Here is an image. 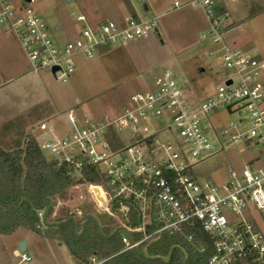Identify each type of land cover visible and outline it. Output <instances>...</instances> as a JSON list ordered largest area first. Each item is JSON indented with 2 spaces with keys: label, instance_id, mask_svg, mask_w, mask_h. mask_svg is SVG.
I'll return each instance as SVG.
<instances>
[{
  "label": "built area",
  "instance_id": "built-area-1",
  "mask_svg": "<svg viewBox=\"0 0 264 264\" xmlns=\"http://www.w3.org/2000/svg\"><path fill=\"white\" fill-rule=\"evenodd\" d=\"M236 1L185 4L201 8L209 22L202 39L209 45L208 58L219 64L224 77L214 97L198 99L188 83L180 85L167 70L152 91L133 94L118 113L70 114L71 126L61 135L53 124L40 125L41 131L51 134L37 140L50 160L77 179L88 166L101 173L104 182L89 184L90 193L101 211L118 216L119 228L126 231L124 251L189 227L213 240L208 264H264V235L253 219L243 215L249 205L264 211V59L227 41V4ZM185 5L176 2L175 8ZM77 20L83 24L81 30L60 46L32 6L0 0V28L6 26L15 35L30 71L50 72L63 83L75 73L77 55L94 59L102 49L148 38L158 27L157 18L133 15L121 23L95 26L84 16ZM55 67L59 69L53 72ZM221 110L237 114L239 124L213 125L211 116ZM228 143L260 150L241 170L230 168L222 184L197 178L203 163ZM229 212L240 215L241 221L233 225ZM39 217L43 219V212ZM31 260L21 255V263Z\"/></svg>",
  "mask_w": 264,
  "mask_h": 264
},
{
  "label": "rangeland",
  "instance_id": "rangeland-1",
  "mask_svg": "<svg viewBox=\"0 0 264 264\" xmlns=\"http://www.w3.org/2000/svg\"><path fill=\"white\" fill-rule=\"evenodd\" d=\"M130 1L134 9H126L122 20L108 15L99 24L121 22L128 15L152 17L157 18V31L126 46H114L94 59L77 55L74 57L76 71L68 83L56 80L50 72L38 77L32 72L25 84L16 85L17 82H13L6 91L0 89V147L7 150L19 148L29 135L35 137L41 112L54 113L57 120L53 126L59 135L69 130L70 114L85 112L97 116L118 113L129 103L133 94L152 91L154 83L167 70L174 72L180 85L188 83L198 99L215 96L224 77L219 64L207 56L209 45L202 36L208 30L209 23L208 28H201L206 20L203 10L191 5L173 10L175 2L183 5L189 0ZM54 4L59 5V9H53ZM146 5L149 6L148 11L145 10ZM30 6L42 13L53 39L60 46L65 45L69 37L64 22L76 23L78 9H74V5H69L66 0H35ZM227 8V26L239 28L227 36V41L235 47L244 46L251 55L264 59V0H238L227 4ZM73 12L76 14L72 15ZM251 13L254 15L250 16ZM56 26L61 28L56 30ZM1 29L0 41L9 46L16 62L28 66L15 35L6 26ZM3 54L1 50L0 56ZM239 120L237 114H229L226 110L210 118L213 125L220 126H227L230 122L239 124ZM40 134L43 135L41 139L51 137L50 133L44 134L43 131ZM259 150L257 146L249 148L244 143H228L220 154L203 163L200 171H208L204 178L210 182L222 184L227 181L230 168L241 170ZM46 157L50 160L48 155ZM243 215L253 219L264 235V211L249 205ZM89 216L111 231L121 225L118 216L112 217L98 208L88 184L76 185L69 190L66 199H58L49 222L69 218L82 222ZM227 216L233 225L241 221V216L232 212ZM32 235L26 229H19L10 236H0V264H78L70 256L66 245ZM25 239L28 249L20 252L19 243ZM22 254L30 256L32 260L21 263Z\"/></svg>",
  "mask_w": 264,
  "mask_h": 264
},
{
  "label": "trees",
  "instance_id": "trees-1",
  "mask_svg": "<svg viewBox=\"0 0 264 264\" xmlns=\"http://www.w3.org/2000/svg\"><path fill=\"white\" fill-rule=\"evenodd\" d=\"M108 50L102 49V53ZM207 174L203 170L195 176ZM104 180L92 166L85 168L80 179L73 177L65 166L59 167L46 157L32 135L22 147H0V236L26 229L66 245L78 264H208L214 253L213 240L200 229L184 227L175 234L165 232L136 249L124 251L125 229L103 228L93 216L82 222L73 218L49 222L55 203L66 199L72 187L100 185Z\"/></svg>",
  "mask_w": 264,
  "mask_h": 264
},
{
  "label": "crops",
  "instance_id": "crops-1",
  "mask_svg": "<svg viewBox=\"0 0 264 264\" xmlns=\"http://www.w3.org/2000/svg\"><path fill=\"white\" fill-rule=\"evenodd\" d=\"M12 1L17 6H25V5H30L31 3H33V2H30V0L29 1L28 0H21V1L12 0ZM33 1H35V0H33ZM189 1L185 2V4H187ZM66 3H68L69 5H74L73 8L78 9L77 10V12H79L78 16L86 17L87 23L92 25V26H95V25L99 24L100 22L104 21L105 20L104 18L108 15L113 16L114 18H117L118 20H122V14L124 13V11L126 9L131 10V11H133V9H134L133 4L130 0H66ZM175 3H174V9L173 10L179 9V8H175ZM185 4H183V5H185ZM52 8L53 9H59V5L54 4V5H52ZM145 10H147V11L149 10L148 5L145 6ZM37 12L39 13V11H37ZM39 14L42 16L41 12ZM75 14H76V12H73L72 15H75ZM164 14H166V13H164ZM208 23L209 22L206 18L205 22L203 24H201V28H208ZM64 26L67 27L66 33H67V36L71 39V38H74L79 33L83 24L81 22H78V20L76 19V23H73L71 21L70 22H64ZM230 26L232 27V24ZM60 28H61L60 26L55 27L56 30H59ZM229 29H230V31L227 34V36L229 34H232L235 31H237L239 28L234 27V28H229ZM2 32H3V30L0 28V37L2 36ZM234 46H236V45H234ZM243 47L244 46H242L241 48H243ZM1 50L4 52V54L0 56V67L3 68V69L0 68V89H1V91H6L13 84V82H17L16 85H18V83L19 84H25L24 82H28V76L30 73H32L29 69V65L27 66V64H26V65L22 66V64H20L19 62H16L14 60V55L11 53V49H9V46L7 44L3 43L2 41H0V51ZM43 73H45V72H43ZM43 73H35V74L38 77L40 75L42 76ZM2 81H3V83H1ZM29 82H31V81H29ZM3 87L5 89H2ZM0 95H2V94H0ZM41 104H43V103H41ZM41 104L39 106H41ZM36 106H38V104ZM84 114L91 115V116L95 115V114H90V113H85V112H79V114H77L75 116L81 117ZM41 115H42V117H40V119H38V121H37V128H36L37 130H36V134H35V138L37 140H39L41 138V136H43L42 134L39 135V133L41 131L40 125L43 123L54 124L57 120L53 112H50V113L41 112ZM44 134H45V132H44ZM33 235L36 236L34 233H33ZM25 241L27 242V249H28L27 239H25ZM50 241H52V240H50ZM60 245H63V244L60 243ZM16 253H17V251H16Z\"/></svg>",
  "mask_w": 264,
  "mask_h": 264
},
{
  "label": "water",
  "instance_id": "water-1",
  "mask_svg": "<svg viewBox=\"0 0 264 264\" xmlns=\"http://www.w3.org/2000/svg\"><path fill=\"white\" fill-rule=\"evenodd\" d=\"M58 69H59L58 67H55L53 69V72L57 71ZM19 250H20V252H25L27 250V242L25 240H23L19 243Z\"/></svg>",
  "mask_w": 264,
  "mask_h": 264
},
{
  "label": "bare ground",
  "instance_id": "bare-ground-1",
  "mask_svg": "<svg viewBox=\"0 0 264 264\" xmlns=\"http://www.w3.org/2000/svg\"><path fill=\"white\" fill-rule=\"evenodd\" d=\"M99 193H102L100 189H99Z\"/></svg>",
  "mask_w": 264,
  "mask_h": 264
}]
</instances>
